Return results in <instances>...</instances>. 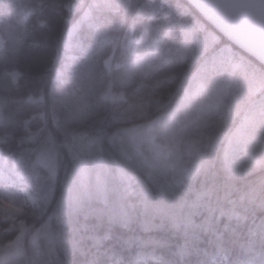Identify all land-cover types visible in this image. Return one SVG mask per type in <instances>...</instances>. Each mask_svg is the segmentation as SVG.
Segmentation results:
<instances>
[{
    "label": "trees",
    "instance_id": "1",
    "mask_svg": "<svg viewBox=\"0 0 264 264\" xmlns=\"http://www.w3.org/2000/svg\"><path fill=\"white\" fill-rule=\"evenodd\" d=\"M260 79L191 0H0V168L38 196L0 209V264H264V162L227 165L250 106L213 109ZM145 125L182 169L165 191Z\"/></svg>",
    "mask_w": 264,
    "mask_h": 264
},
{
    "label": "rangeland",
    "instance_id": "2",
    "mask_svg": "<svg viewBox=\"0 0 264 264\" xmlns=\"http://www.w3.org/2000/svg\"><path fill=\"white\" fill-rule=\"evenodd\" d=\"M210 71L214 73L213 70ZM200 75L193 76L191 87L200 83L196 81L194 85ZM243 97L248 100L251 119L229 147L227 165L233 173L250 172L264 162V79L250 84L243 94L239 97L236 95L233 101L227 100V97L219 93V97L217 95L214 97L213 109L231 112L238 108ZM237 100L239 103H235ZM185 101L182 100V104L186 103ZM160 120L166 122L167 117L164 116ZM128 135L130 153L134 161L146 168L152 178L167 183V185L163 184V191L171 188L182 174V169L178 166L173 153L157 146H150L146 152L144 149V141L148 136L146 125L133 129ZM38 158L51 169L55 166V154L51 150L42 151ZM32 189V186L25 185L24 182L13 180L3 168H0V209L8 212L23 211L38 200L36 192Z\"/></svg>",
    "mask_w": 264,
    "mask_h": 264
},
{
    "label": "water",
    "instance_id": "3",
    "mask_svg": "<svg viewBox=\"0 0 264 264\" xmlns=\"http://www.w3.org/2000/svg\"><path fill=\"white\" fill-rule=\"evenodd\" d=\"M232 42L264 63V0H191Z\"/></svg>",
    "mask_w": 264,
    "mask_h": 264
}]
</instances>
